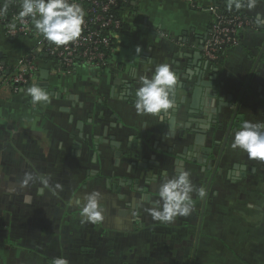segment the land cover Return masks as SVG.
<instances>
[{
	"label": "crops",
	"instance_id": "1",
	"mask_svg": "<svg viewBox=\"0 0 264 264\" xmlns=\"http://www.w3.org/2000/svg\"><path fill=\"white\" fill-rule=\"evenodd\" d=\"M226 2L123 0L122 31L101 68L64 71L35 54L33 40L9 38L0 26L7 75L20 65L35 70L17 93L0 83V264H53L58 257L68 264H264V162L231 148L241 121L230 122L237 106L242 120L264 122V30L254 23L264 16V0L239 10L250 28L217 62L208 61L209 8L228 12ZM160 63L171 65L179 85H192L187 93L176 89L180 108L163 120L138 115L132 95L139 77ZM200 74L204 83L215 78L214 99L202 88L194 102ZM32 84L48 91L51 103L33 106L24 93ZM204 98L203 115H189ZM208 118L215 124L200 146L207 152L187 161L191 119ZM164 170L169 178L190 172L207 192L203 199L193 193L192 213L172 222L148 212ZM25 173L34 180L21 187ZM93 191L101 193L104 219L82 222L76 201Z\"/></svg>",
	"mask_w": 264,
	"mask_h": 264
},
{
	"label": "clouds",
	"instance_id": "2",
	"mask_svg": "<svg viewBox=\"0 0 264 264\" xmlns=\"http://www.w3.org/2000/svg\"><path fill=\"white\" fill-rule=\"evenodd\" d=\"M256 6V0H227L226 8L239 11L242 8L252 10ZM7 5L4 6L6 11ZM20 18L29 17L33 21L34 30L37 35L42 36L50 46L60 48L67 46L81 36L82 27L85 23L86 13L78 0H21ZM257 26H264V16L257 14L254 18ZM15 23L9 24L14 30ZM140 52V48H136ZM178 84L176 73L168 63H160L155 66L152 74L141 75L138 79V87L132 94L134 96L133 106L138 115L159 117L170 116V110L175 108L174 93ZM30 103L37 104L51 103V95L42 86L32 84L24 90ZM231 148L246 154L249 159L264 162V122L252 123L241 120L237 129L232 135ZM163 180L158 187L157 206L148 209L153 220L161 222H172L177 217H187L194 209L193 193L200 199L206 197L207 192L203 187H196L191 179L190 172L180 170L171 178L167 170H164ZM31 173H25L21 180V187L27 186L33 181ZM41 183L46 187L48 180L42 179ZM57 188L61 185L57 184ZM101 193L93 191L86 194L83 200H77L78 205L82 204L80 216L82 222H102L103 208L100 204ZM32 197L26 195L25 203H31ZM53 264H68L64 258H56Z\"/></svg>",
	"mask_w": 264,
	"mask_h": 264
},
{
	"label": "built area",
	"instance_id": "3",
	"mask_svg": "<svg viewBox=\"0 0 264 264\" xmlns=\"http://www.w3.org/2000/svg\"><path fill=\"white\" fill-rule=\"evenodd\" d=\"M78 2L86 13L85 23L78 40L67 46L55 48L42 36L37 35L31 18L18 16L21 0H0V26L9 38L33 40L35 54L57 61L64 71L76 66L88 69L104 67L114 40L123 27L117 12L123 0H78ZM4 3L12 9L8 8L9 11H4L2 5ZM209 11L214 18L202 45V54L208 61L217 62L223 50L236 45L239 31L250 28L251 23L240 14L219 13L213 7H210ZM11 23L16 25L14 30L9 28ZM34 76V67L29 64L20 65L11 76H8L5 67L0 65V83L9 86L13 93L27 86Z\"/></svg>",
	"mask_w": 264,
	"mask_h": 264
},
{
	"label": "water",
	"instance_id": "4",
	"mask_svg": "<svg viewBox=\"0 0 264 264\" xmlns=\"http://www.w3.org/2000/svg\"><path fill=\"white\" fill-rule=\"evenodd\" d=\"M260 28V30H264V26H260L258 27ZM216 70H214L215 72ZM198 75V74H197ZM201 77V74L200 76H198V80L195 82V87H193V99H194V102L196 100V98L202 93V88H205V92L207 93L205 95V97L207 99H214L215 98V95H216V92H214V90H212V88H210L212 86V81L215 79L214 77H210V80L208 82H203V81H200L199 78ZM190 87L192 88V85L191 83L189 82H185V83H181L180 85L178 84L176 89H181L182 91H184L185 93L188 92V90H190ZM176 89H175V93H174V99L176 98ZM181 103L183 102V99L181 98ZM204 103H205V98L203 100H201L200 104H201V107L197 106L196 108V105L193 104V106L191 107L192 110L189 111V115H193V116H198V115H203L204 113ZM221 106H230L229 104H223V103H220ZM180 106H175V109H179ZM237 110H238V106L234 109L231 117H230V122H231V126L234 124L235 126V120L237 121H241V117L240 116H237ZM177 110H174V112H176ZM191 121H193L195 123V127L193 129H191V133L194 134V147H189V151L192 152L191 156L190 157H187V161H193L195 162L196 159L199 158V153H203L205 155V153L207 152L204 148H200V146L203 145V141L205 139V135L206 133L210 130L211 128V124L214 125V120L212 121L211 118H208L207 121H201V120H198V119H191ZM173 122V121H172ZM230 126V128H231ZM236 127V126H235ZM230 131L229 127H228V131L227 133ZM113 147H117V145H112ZM185 154H187V151L185 150L184 151ZM190 155V153H189ZM181 158H183V156H181ZM205 162V160H204Z\"/></svg>",
	"mask_w": 264,
	"mask_h": 264
},
{
	"label": "trees",
	"instance_id": "5",
	"mask_svg": "<svg viewBox=\"0 0 264 264\" xmlns=\"http://www.w3.org/2000/svg\"><path fill=\"white\" fill-rule=\"evenodd\" d=\"M2 5H3V8H4L5 5H7V9H6V11H9L8 8H9V9H12L10 6H8L7 3H4V4H2ZM224 13H235V14H240V15L244 16L240 11H237V10H235V9L229 10L228 12H224ZM244 17H245V16H244ZM121 31H122V29L120 30L119 33H121ZM223 52H224V50L221 52L220 56L222 55ZM219 59H220V58H219ZM55 62L57 63V61H55Z\"/></svg>",
	"mask_w": 264,
	"mask_h": 264
}]
</instances>
